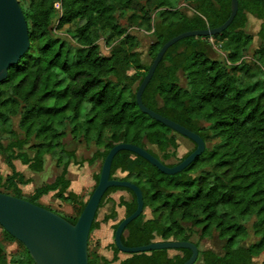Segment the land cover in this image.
<instances>
[{
    "label": "trees",
    "instance_id": "1",
    "mask_svg": "<svg viewBox=\"0 0 264 264\" xmlns=\"http://www.w3.org/2000/svg\"><path fill=\"white\" fill-rule=\"evenodd\" d=\"M230 1L17 0L27 25L29 48L0 83V129L10 138L0 154L12 171L3 183L0 178V193L37 206H41V197L54 193V198L71 207L73 215L46 209L75 224L86 201L67 192V169L75 163L74 152L66 151L63 145L65 125L70 121L76 122L70 136L95 148L91 158L78 166H92L97 161L102 165L109 150L121 143L145 149L167 167L188 157L194 145L176 163L166 164L176 159L180 136L142 114L135 103L136 91L150 65L142 63L138 42L127 31L143 28L151 32L148 56L152 62L175 36L221 26L229 17ZM249 17L260 22L256 37L262 47L251 60H245L253 41L244 31ZM75 22L82 23L74 40L84 53L69 64V46L55 34ZM98 32L112 41L106 56L100 55L95 44ZM32 48L36 54L31 53ZM217 51L225 53V62L216 60ZM261 75L263 79H259ZM141 100L147 109L198 135L205 149L181 173L172 176L130 152L115 155L110 179H116L117 172L126 174L129 178L116 180L134 184L143 197V211L125 228L122 245L190 242V232L197 229L199 241L215 236L221 253L198 250L194 264H253V259L264 252V0H238L237 13L224 32L187 38L170 47ZM13 118H17V130L12 126ZM215 140L217 144H213ZM147 146L155 147L161 157ZM44 156L54 159L60 174L24 198L18 185L28 182L14 171L12 161L41 172ZM99 172L93 176L94 188ZM117 191L130 197L116 205L123 209L124 219L136 208L135 197L127 189H108L99 208ZM96 216L88 243L99 226ZM250 220L258 240L239 246ZM108 221H117L115 208L102 223ZM120 221L112 226L113 235ZM2 242L16 243L22 252L8 261L0 247V264H34L26 249L0 227V246ZM111 249L113 258L107 261L87 248L88 264H183L191 256L184 249L171 250L173 256L167 250L126 255L114 243ZM121 254L125 255L123 260H119Z\"/></svg>",
    "mask_w": 264,
    "mask_h": 264
},
{
    "label": "water",
    "instance_id": "2",
    "mask_svg": "<svg viewBox=\"0 0 264 264\" xmlns=\"http://www.w3.org/2000/svg\"><path fill=\"white\" fill-rule=\"evenodd\" d=\"M237 10L238 0H231L229 17L221 26L210 30L185 32L167 41L151 62L136 91L135 103L142 114L194 145L193 152L182 162L176 166L167 167L140 147L124 143L113 146L101 165L97 185L74 225L46 208L34 205L22 198L0 193V227L26 249L34 264H88L87 248L91 226L101 199L110 188L129 190L133 193L136 202L135 211L120 221L113 235L114 246L120 253L131 255L158 250L184 249L190 251L191 256L183 264L196 262L198 248L191 242L160 241L139 247L122 245L121 236L125 228L143 211V197L139 188L134 184L110 179L111 164L117 153L127 151L142 158L160 173L172 176L181 173L202 155L205 145L198 135L147 109L141 97L158 64L170 47L187 38H205L221 34L231 24ZM28 48V29L17 0H0V83L6 79L8 70L27 53Z\"/></svg>",
    "mask_w": 264,
    "mask_h": 264
},
{
    "label": "rangeland",
    "instance_id": "3",
    "mask_svg": "<svg viewBox=\"0 0 264 264\" xmlns=\"http://www.w3.org/2000/svg\"><path fill=\"white\" fill-rule=\"evenodd\" d=\"M56 10L59 12V5L55 4ZM260 22L252 17L248 18V22L246 24V27L244 31L251 35L253 37L252 44L248 48V50L244 54L245 60H251L252 56L254 53L262 47V42L256 37V32L258 30ZM82 23L75 22L71 25L65 26L62 30L57 31L55 35H57L60 39L64 40L68 46H69V53H68V62L69 64H74L76 61H78L83 53L84 49L78 47L75 43L74 36L76 35V32L78 29L81 27ZM55 26V23H53V27ZM130 35L134 36L138 42V51L141 54V59L142 63L146 66L150 65L151 59L148 56V49L149 46L151 45L152 42V37H151V32L146 31L143 28H129L127 31ZM95 44L98 47L99 53L102 56L108 55L109 51V46L112 44V41L107 40L106 35H104L103 32H98L95 37ZM31 53L36 54V49L32 48ZM216 60L219 62H225V53L217 51L216 54ZM259 79H263V76H259ZM75 121H70L68 124H66L65 129L67 136L63 140V145L64 149L66 151H71L74 152L75 154V167H71L70 171L71 172H85L86 173V181L81 182L82 180H79L76 176H71L70 180L72 181L73 184V190L74 192L79 193L78 196L81 198L83 201H87L89 198L95 182L92 175V172H95L96 174L100 171V165L101 162L97 161L95 162L92 166H88L86 163H84L82 166H78L77 163L80 161H83L85 159L91 158L92 154L95 151V148L93 145L85 146L79 138L73 139L70 136V129L75 124ZM12 126L14 129L17 130V118L12 119ZM10 138L9 135L4 133L2 129H0V149H4ZM218 140H215L213 144H217ZM177 144L178 148L176 150V159L171 160V161H166V164H174L176 163L179 159H181L184 155H186L188 152H190L193 149V144L188 141L187 139H184L182 137H177ZM147 149L150 150L152 153L158 155L161 157V154L157 151V149L153 146H147ZM29 155H32L31 151H28ZM54 162V159L49 156V163ZM73 163V162H71ZM52 164V163H51ZM69 167V166H68ZM6 165H5V156L0 154V176L3 172H6ZM94 174V175H96ZM93 175V176H94ZM114 178L116 179H126L129 178L126 174H121L117 172L114 175ZM39 183L37 184L38 186L41 185L42 183L46 182L47 180V174H42L39 177ZM37 183V182H36ZM33 185H36L35 182H33ZM32 185V186H33ZM36 185V186H37ZM31 186V188H32ZM26 189V188H24ZM0 190H3L2 187L0 186ZM67 192H70V189L67 190ZM119 192V191H117ZM115 193V192H114ZM113 194V193H112ZM128 195V194H127ZM26 198V196H24ZM128 200L130 199L129 195L127 196ZM56 198H50L49 201L51 204L57 203ZM58 201V200H57ZM50 204V203H48ZM58 206L54 205H49L48 208L55 211L56 213H59L60 215L65 216V214H68L66 216H72V209L69 205L59 202L57 203ZM102 211H99V214L101 215ZM145 214L149 216V211L145 210ZM124 215V213H122ZM117 222V221H116ZM252 223L253 221L250 220L245 224L246 230H247V235L245 238L241 239L238 243L239 246H250L254 243L257 242V237L254 236L253 230H252ZM116 224V223H115ZM187 228V227H186ZM113 233V232H112ZM159 241V240H157ZM190 242L197 244L198 250L199 251H204V250H212L217 254H220V243L216 239V237H212L209 239H205L203 241H199V230L193 229L190 232ZM1 248H3L4 253L7 256V260L12 256H17L21 254V248L16 244V243H1ZM96 250V251H95ZM88 251L90 253L96 252V254L99 255L98 253V245L95 243V236L93 235V232L90 235V240L88 243ZM170 256H173L175 254L174 251H169L168 253ZM121 257H125V255L121 254ZM253 264H264V252H262L258 257L253 259Z\"/></svg>",
    "mask_w": 264,
    "mask_h": 264
},
{
    "label": "crops",
    "instance_id": "4",
    "mask_svg": "<svg viewBox=\"0 0 264 264\" xmlns=\"http://www.w3.org/2000/svg\"><path fill=\"white\" fill-rule=\"evenodd\" d=\"M30 157H32V155H30ZM51 163H49V156H44L42 171L33 172L29 170L27 166L22 165L20 161L18 160L12 161V166L14 168V171L20 174L24 178V180L28 182L25 185H18V188L20 189L21 195L23 197L24 196H26V198L30 197L31 195H33L34 191L37 188L45 184L52 183L55 177H57L60 174V169L56 167L55 161L54 162L52 161ZM75 166H76L75 163H70L67 169L68 171L67 179L70 182V186H69L70 192L78 195L79 193L72 191L74 188H73L72 181L70 180V177L76 176L79 180H82L81 182H83L84 184V181H86V176H85L86 173L85 172H71L70 168L75 167ZM6 167H7L6 172H3L0 176L1 183H3L5 179L12 174L11 169L8 168L7 165ZM42 174H47V180L46 182L38 186L37 184L39 183V180H40L39 177ZM94 174L96 173L92 172L91 176L93 177ZM33 182H35L37 186L33 185ZM127 196H128L127 193L122 192V191L110 194L107 200L102 204V206L99 208L97 212L96 222L99 223V226L93 231V235L95 236V243L98 245L99 256L104 258L107 261H111L113 258V252L111 249V245L113 244L112 226L118 221L122 220L124 217V215H122V213H124L123 209L116 207V205L118 204L119 200L127 201L128 200ZM50 198H54V193H49L48 195L41 197L38 200V202L44 208H48L49 205H54V204L55 206H58L57 203H59V201L54 200L57 203L51 204V202L49 201ZM113 208H115V212L117 214V222L108 221L107 223H102V220L111 213ZM99 211H102L101 215L99 214ZM65 215H68V214H65ZM118 257H119V260H123L125 258V257H121V255H118ZM114 264H118V262Z\"/></svg>",
    "mask_w": 264,
    "mask_h": 264
}]
</instances>
